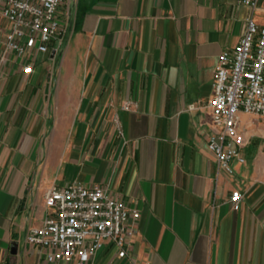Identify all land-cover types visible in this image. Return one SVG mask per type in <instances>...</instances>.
Returning <instances> with one entry per match:
<instances>
[{"label":"crops","instance_id":"crops-1","mask_svg":"<svg viewBox=\"0 0 264 264\" xmlns=\"http://www.w3.org/2000/svg\"><path fill=\"white\" fill-rule=\"evenodd\" d=\"M59 15V51L0 66V264H66L26 236L70 182L140 210L128 254L108 242L89 264H264V117L240 114L245 163L223 169L207 145L219 56L264 6L63 0Z\"/></svg>","mask_w":264,"mask_h":264},{"label":"built area","instance_id":"built-area-1","mask_svg":"<svg viewBox=\"0 0 264 264\" xmlns=\"http://www.w3.org/2000/svg\"><path fill=\"white\" fill-rule=\"evenodd\" d=\"M238 2L254 10L264 6V0ZM62 3L0 0V32L6 36L0 66H6L13 54L23 71L30 72L36 53L49 51L51 43L57 51L68 28L59 15ZM122 107L134 109L137 104L127 101ZM209 107L208 149L223 169L229 170L233 159L245 163L241 149L248 140L240 114L264 117V25L253 16L247 18L246 31L238 44L219 56ZM241 198L239 190L233 191L235 208H239ZM45 204L47 216L29 229L26 240L43 247L47 260L66 264H89L108 242L125 255L135 235L132 222L140 216L138 208L128 207L99 184L51 186L45 192Z\"/></svg>","mask_w":264,"mask_h":264},{"label":"rangeland","instance_id":"rangeland-1","mask_svg":"<svg viewBox=\"0 0 264 264\" xmlns=\"http://www.w3.org/2000/svg\"><path fill=\"white\" fill-rule=\"evenodd\" d=\"M64 21V25H67L68 26V21L67 20H63ZM68 29V28H67ZM63 40H64V38H63ZM63 40L61 41V42H63ZM52 44V43H51ZM50 44V45H51ZM61 45H62V43H60L59 44V46H58V48H57V50L59 51V49H60V47H61ZM54 46H55V44H54ZM54 46H52L51 45V48H53ZM50 50V49H49ZM46 52H48V51H46ZM37 54V53H36ZM36 57V56H35ZM35 57L33 58V67H34V60H35ZM32 70H33V68H32ZM31 72V71H30ZM25 73H29V72H25ZM135 109V108H134ZM55 186V185H54ZM135 236V235H134ZM134 238V237H133ZM131 244H132V242L126 247V250H127V252H126V254L125 255H123V256H126L127 254H128V252H129V249H130V247H131ZM120 255V254H119ZM120 256H122V255H120Z\"/></svg>","mask_w":264,"mask_h":264}]
</instances>
